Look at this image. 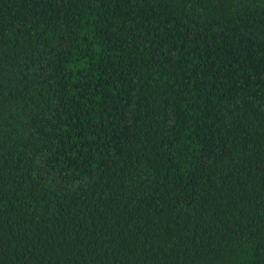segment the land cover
<instances>
[{
    "label": "trees",
    "instance_id": "obj_1",
    "mask_svg": "<svg viewBox=\"0 0 264 264\" xmlns=\"http://www.w3.org/2000/svg\"><path fill=\"white\" fill-rule=\"evenodd\" d=\"M0 264H264V0H0Z\"/></svg>",
    "mask_w": 264,
    "mask_h": 264
}]
</instances>
